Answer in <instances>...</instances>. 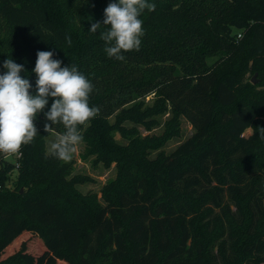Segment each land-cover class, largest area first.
Wrapping results in <instances>:
<instances>
[{"label":"trees","instance_id":"1","mask_svg":"<svg viewBox=\"0 0 264 264\" xmlns=\"http://www.w3.org/2000/svg\"><path fill=\"white\" fill-rule=\"evenodd\" d=\"M112 2L0 0V75L8 58L23 64L35 95L38 51L76 65L94 86L89 106L100 109L78 126L82 141L119 165L106 203L78 191L84 177L69 179L73 157L61 161L47 148L52 132L65 131H44L49 97L33 141L14 160L0 153V264H264V0H149L156 8L139 17L140 49L122 61L105 51V26L89 32ZM249 71L261 82L246 80ZM167 110L163 136L126 126L151 128ZM179 116L195 132L150 158L149 148L178 134ZM15 168L24 193L7 186ZM31 235L41 252L20 241Z\"/></svg>","mask_w":264,"mask_h":264},{"label":"clouds","instance_id":"2","mask_svg":"<svg viewBox=\"0 0 264 264\" xmlns=\"http://www.w3.org/2000/svg\"><path fill=\"white\" fill-rule=\"evenodd\" d=\"M156 5L149 0H118L109 3L104 9V20L91 24L89 32L96 33L101 26L106 30L100 33L105 42L109 57L124 60L122 52L139 51L144 36L143 21L139 18L147 9L154 11ZM71 45V38H66ZM33 72L36 79V93L30 94L32 85L22 77L23 64L12 58L3 62L7 71L0 75V153L6 156L16 154L22 145L30 144L37 135L34 121L37 114L54 98L49 111L44 112V131L49 132L53 125L62 124L65 128L51 143L50 154L61 160L70 161L83 137L78 126L87 125L100 109L89 106V96L93 84L76 65L61 67L62 61L53 59V51H38ZM259 137L264 139V127H259Z\"/></svg>","mask_w":264,"mask_h":264},{"label":"rangeland","instance_id":"3","mask_svg":"<svg viewBox=\"0 0 264 264\" xmlns=\"http://www.w3.org/2000/svg\"><path fill=\"white\" fill-rule=\"evenodd\" d=\"M246 80H249L252 83L261 82V78L257 72L251 73L250 71L246 73ZM257 89H264V85H260ZM153 95H149L146 97L148 102L154 100ZM171 117V111L167 110L161 114L157 115V124L152 126L151 128H146L142 124H137L133 121H128L126 126L135 127L140 137L145 136H163L164 133L168 130V119ZM264 119V118H263ZM179 132L171 137H164V139L157 145V147L153 149H148V156L150 158H154L157 155H160L161 152L170 153L174 148H176L181 142L188 139L194 132L195 128L193 124L184 116H179ZM254 130L252 127H249L245 130L244 135L249 137L253 134ZM116 139L123 145H128L130 143V139L126 135H122L121 133H114ZM59 133L52 132L50 136L47 138V148L49 151L51 143H53ZM9 160L15 159V154L11 156H6ZM73 168L69 175V179L75 176H82V180L77 182L75 188L85 195H95L99 203H106V195L105 188L107 184H109L112 180L116 179L119 171V165L116 161L111 162L109 165H106L104 162L98 159L97 154L92 153L90 151V147L85 141H82L73 154ZM1 166V165H0ZM7 186L11 189H15L17 187L19 193H24L29 188L21 185L19 181V172L18 169L15 168L8 173ZM232 209L236 210V207L232 205ZM26 239L28 244V248L31 247V244L41 252L43 250V245L41 242H38V239L35 235L27 236L21 238L20 241ZM37 252V253H39ZM62 262H59L61 264Z\"/></svg>","mask_w":264,"mask_h":264},{"label":"built area","instance_id":"4","mask_svg":"<svg viewBox=\"0 0 264 264\" xmlns=\"http://www.w3.org/2000/svg\"><path fill=\"white\" fill-rule=\"evenodd\" d=\"M242 33L241 31L238 32V37H241Z\"/></svg>","mask_w":264,"mask_h":264}]
</instances>
